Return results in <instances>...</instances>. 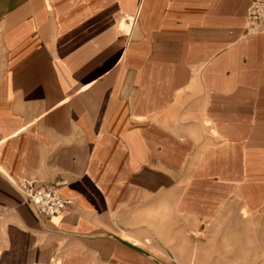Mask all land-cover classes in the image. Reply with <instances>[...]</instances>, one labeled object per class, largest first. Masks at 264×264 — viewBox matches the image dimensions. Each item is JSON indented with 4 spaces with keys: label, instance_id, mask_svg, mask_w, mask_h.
I'll return each instance as SVG.
<instances>
[{
    "label": "crops",
    "instance_id": "0c3cea01",
    "mask_svg": "<svg viewBox=\"0 0 264 264\" xmlns=\"http://www.w3.org/2000/svg\"><path fill=\"white\" fill-rule=\"evenodd\" d=\"M249 3L0 0V264H173L148 237L180 258L225 207L264 232ZM23 177L70 205L38 215Z\"/></svg>",
    "mask_w": 264,
    "mask_h": 264
},
{
    "label": "rangeland",
    "instance_id": "374dc122",
    "mask_svg": "<svg viewBox=\"0 0 264 264\" xmlns=\"http://www.w3.org/2000/svg\"><path fill=\"white\" fill-rule=\"evenodd\" d=\"M242 216L231 207H225L207 222L201 233L193 230L182 237L177 245L180 258L171 254L167 245L160 243L159 237H148L150 246L140 247L148 254L173 264H263V228L257 220H243ZM151 246L162 250L165 256Z\"/></svg>",
    "mask_w": 264,
    "mask_h": 264
},
{
    "label": "built area",
    "instance_id": "2783aa9c",
    "mask_svg": "<svg viewBox=\"0 0 264 264\" xmlns=\"http://www.w3.org/2000/svg\"><path fill=\"white\" fill-rule=\"evenodd\" d=\"M246 32L249 34H264V0H250L246 11ZM40 184L35 179L23 177L16 180V189L22 200L40 216L51 217L61 213L70 205L71 200L58 193V187ZM4 209L0 207V217ZM264 264V263H263Z\"/></svg>",
    "mask_w": 264,
    "mask_h": 264
}]
</instances>
